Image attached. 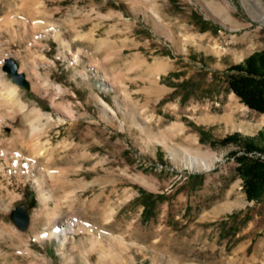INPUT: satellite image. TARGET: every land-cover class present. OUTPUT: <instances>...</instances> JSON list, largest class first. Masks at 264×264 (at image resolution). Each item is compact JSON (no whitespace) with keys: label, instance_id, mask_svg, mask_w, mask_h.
Segmentation results:
<instances>
[{"label":"rangeland","instance_id":"rangeland-1","mask_svg":"<svg viewBox=\"0 0 264 264\" xmlns=\"http://www.w3.org/2000/svg\"><path fill=\"white\" fill-rule=\"evenodd\" d=\"M41 1L0 0V95L13 100L0 97V140L33 158L28 144L42 139L61 216L107 235L77 232L63 248L38 241L50 228L44 216L32 231L44 209L38 185L1 160L19 197L0 217V264H264V201L247 199L232 156L242 147L212 143L264 132V113L229 90L227 74L264 49V0ZM21 19L38 32L25 35ZM249 32L254 47L242 55L235 45ZM20 206L27 230L12 218Z\"/></svg>","mask_w":264,"mask_h":264},{"label":"bare ground","instance_id":"bare-ground-1","mask_svg":"<svg viewBox=\"0 0 264 264\" xmlns=\"http://www.w3.org/2000/svg\"><path fill=\"white\" fill-rule=\"evenodd\" d=\"M39 1H41V0H39ZM25 3L27 4V2H25ZM40 9H42V7ZM22 11H24V10L22 9ZM37 19H39V18H37ZM8 24H13V22L10 21ZM20 25L22 26V28L24 30H26V31H24L25 32V35H27V36L29 35L28 32H27V30H29V31H32L33 36H34L38 32V30H39V26L38 25H40V24H37L36 27H34V26L32 27V24L30 26L26 22V20L21 19ZM50 27H51V25L46 23V25L44 26V30L45 31H49L48 28H50ZM55 34L58 35V31ZM247 35H249V36H247L244 39L245 42L243 41V43L237 44V45H235V47L243 48V47H245V46H247L249 44L250 48H253L254 47L253 44L255 42V36H253V33H251V32L247 33ZM212 49H214L215 51H217L219 53L222 50H227V49H223L220 46V44H218V43H216V46L214 48H212ZM246 51L247 50H244V48H243V50L240 53L242 55H244L246 53ZM234 52H236L235 54H237V55L239 54L237 52V50H235ZM78 55H80L79 51L76 53V55L74 57V60L78 59ZM95 63L96 62H94V64ZM94 64H92V65L94 66ZM95 66H96V64H95ZM22 69L23 68H21V70ZM34 72H36V71H34ZM35 77H36V75H35ZM36 79H37V77H36ZM33 86L35 87L34 88L35 90H36V88H39V84H37V83L33 84ZM60 90H61V88L59 87V92H60ZM2 91L4 92V90H2ZM2 91H0V92H2ZM16 92H17V87L14 86L12 89H10L9 94L12 95V96L15 95V97H16L17 96L15 94ZM0 97L2 98L3 96L0 95ZM4 97L1 100H3V99L6 98V97L5 98ZM13 99H15V98H13ZM10 101H11V103L13 102L12 99L9 100V102ZM4 102L5 103L7 102L6 99H5ZM9 102H7V103H9ZM7 103L5 105H7ZM5 105H3V103H2L1 106H5ZM22 108H23V106H22ZM35 109H36L35 110V113L37 114V116L38 117L41 116V118H42V116L44 115L43 114L44 112H42L39 108L38 109L35 108ZM40 122H38V123H40ZM232 122H233V120H232ZM0 124H2V123H0ZM31 124H33V122ZM35 124L37 125V123H35ZM38 127L39 126H35V127H33V129L36 130ZM18 132H20V130ZM33 134H35V133L33 132ZM37 138H36L35 141H32V142L30 141L29 144H28V146L30 147V149L32 150V152H34L33 158H30V157L25 156V154L23 153V151H19L18 150V148H17V142L18 141H13V142L12 141L11 142L9 141L10 143L9 142H6L5 143L3 140H0V162H1V160H3L6 164L13 166L14 173L20 172L19 173V177H21V172L23 171V169H25L27 171V173L29 174V177H32V176L34 177V179H35V181H36V183L38 185V188H39V190L41 192V197H42V201H43V204H44V209H43L42 212H38V213L35 214V221L34 222H36V223L32 227V231H37L39 229L38 221H41L40 218L41 217L43 218L44 216L48 217V224L47 225L50 228L48 230L38 232L35 235V238L38 241H42V240H44L46 238H50V239L57 238V239H59L62 242V246L61 247L63 248L65 246L66 242L70 238H73V239L75 238V235H73V234H75L77 232H83V233H87V234H90V233L95 234V236H91L93 240H95V238L98 237V235L102 236L103 234H105V233H103V231L100 230L99 227L95 226L93 223L85 222V221L80 220L78 218H74V217H77V216H74L76 214H72V216H70V217L61 216L60 202L55 197L54 187L51 184H49V181H51V179H53L55 177L54 173L56 171L55 170H51V169L46 170L44 168V166H42V163H41V160H40V156H42V155H44L46 153L44 151V149L47 147V145H46V143L43 142L42 139H40V138L37 139ZM24 140H25V138H24ZM24 140H22V141H24ZM52 155L50 154V158H51ZM54 155H55V153H54ZM45 167H47V166H45ZM11 172H8L7 171V168L5 167V164L4 163L3 164H0V177H3V180L0 181V217H1V214L2 213H4L7 209H9L10 203L14 199H16L17 197H19V195L15 194L14 192L11 193V191H10V188L12 186V182H11L12 181L11 180L12 179V173ZM34 174H36V175H34ZM54 179H56V178H54ZM74 198H76V197L73 196V197L70 198V200L72 201ZM52 202H54L53 203L54 204V209H53V211H50V207L52 206ZM6 228L7 227L4 224V219L0 218V231H1V233H3ZM13 230H12L13 236L14 235L17 236L18 235L17 231H15V230L13 231ZM105 235H107V233ZM108 235L114 236L111 233H109ZM24 251H27L29 255H35V253L30 249V246L28 248L24 249ZM83 253L85 254L84 251H83ZM90 259H91V256L90 257L87 256V262ZM71 260H73V259H71ZM90 264H91V262H90Z\"/></svg>","mask_w":264,"mask_h":264},{"label":"trees","instance_id":"trees-1","mask_svg":"<svg viewBox=\"0 0 264 264\" xmlns=\"http://www.w3.org/2000/svg\"><path fill=\"white\" fill-rule=\"evenodd\" d=\"M228 87L251 109L264 113V49L256 51L241 63L227 69ZM264 132L243 136L240 132L214 140L215 146L239 145L232 152L239 162L238 173L244 180V190L249 201H264ZM152 197V196H150ZM150 203L151 198H148ZM148 204V202H147Z\"/></svg>","mask_w":264,"mask_h":264},{"label":"water","instance_id":"water-1","mask_svg":"<svg viewBox=\"0 0 264 264\" xmlns=\"http://www.w3.org/2000/svg\"><path fill=\"white\" fill-rule=\"evenodd\" d=\"M8 72L18 85L30 89V82L27 80L25 74L19 70V65L14 59H9ZM12 218L20 229L27 230L29 228L30 216L24 206L16 208L12 213Z\"/></svg>","mask_w":264,"mask_h":264}]
</instances>
